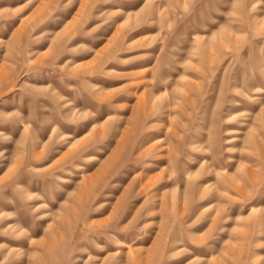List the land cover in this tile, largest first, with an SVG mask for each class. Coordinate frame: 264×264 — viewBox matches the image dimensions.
<instances>
[{
    "label": "rangeland",
    "instance_id": "rangeland-1",
    "mask_svg": "<svg viewBox=\"0 0 264 264\" xmlns=\"http://www.w3.org/2000/svg\"><path fill=\"white\" fill-rule=\"evenodd\" d=\"M0 264H264V0H0Z\"/></svg>",
    "mask_w": 264,
    "mask_h": 264
}]
</instances>
